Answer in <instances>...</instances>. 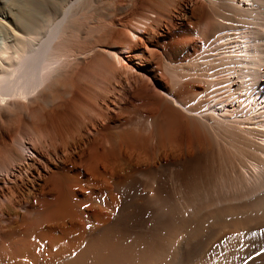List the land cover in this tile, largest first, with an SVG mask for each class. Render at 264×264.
Returning <instances> with one entry per match:
<instances>
[{"label":"bare ground","instance_id":"1","mask_svg":"<svg viewBox=\"0 0 264 264\" xmlns=\"http://www.w3.org/2000/svg\"><path fill=\"white\" fill-rule=\"evenodd\" d=\"M111 1L0 0V264H264V0Z\"/></svg>","mask_w":264,"mask_h":264},{"label":"rangeland","instance_id":"2","mask_svg":"<svg viewBox=\"0 0 264 264\" xmlns=\"http://www.w3.org/2000/svg\"><path fill=\"white\" fill-rule=\"evenodd\" d=\"M108 1H111V0H108ZM108 1L106 0V2H105V0H103V2L101 3H95V4H97L94 8V11L93 12H88V13H90V14H88V15H86V17H87V19L86 18H84L85 17V15H83L82 17H81V19L83 20V21H85L84 23H88V21L90 22V20L91 19H102V20H106L109 16L105 13L106 11H108L107 13L108 14H110V11H112V9L114 8V3L112 4V1H111V4H110V2L108 3ZM105 3V4H104ZM106 3H108L109 5H107ZM102 5V6H101ZM110 7V8H112V9H110V10H108L109 8H106V7ZM98 7H100V8H98ZM106 8V9H105ZM98 15V16H97ZM103 15H106L105 17L106 18H102L103 17ZM96 16V17H95ZM91 17V18H90ZM90 18V19H89ZM81 19H79V20H81ZM78 20V21H79ZM81 22V21H80ZM79 23V22H78ZM79 24H83V23H79ZM187 25H185V27H186ZM188 27V26H187ZM186 27V28H187ZM179 63V62H178ZM185 167H186V165H185V163H182L181 164V166H180V168L182 169H185ZM182 169V170H183ZM124 193V194H123ZM123 193L122 194H120V197H119V201H118V208H117V217H116V219H117V222H118V224H119V226L121 227V228H124V227H126V219H130V217L133 215V207H127L126 206V191L124 192L123 191ZM121 200V201H120ZM121 202V203H120ZM123 214V215H122ZM123 216V217H122ZM263 251H264V249H263Z\"/></svg>","mask_w":264,"mask_h":264},{"label":"snow or ice","instance_id":"3","mask_svg":"<svg viewBox=\"0 0 264 264\" xmlns=\"http://www.w3.org/2000/svg\"><path fill=\"white\" fill-rule=\"evenodd\" d=\"M85 207H87V205H85ZM89 227H91L90 225H89ZM75 254V253H74Z\"/></svg>","mask_w":264,"mask_h":264}]
</instances>
